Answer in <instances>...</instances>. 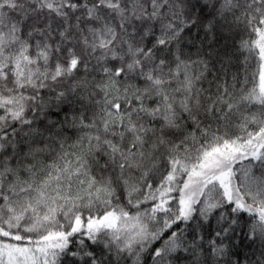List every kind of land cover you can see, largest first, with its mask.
Returning <instances> with one entry per match:
<instances>
[{
  "label": "snow or ice",
  "instance_id": "1",
  "mask_svg": "<svg viewBox=\"0 0 264 264\" xmlns=\"http://www.w3.org/2000/svg\"><path fill=\"white\" fill-rule=\"evenodd\" d=\"M0 264H264V0H0Z\"/></svg>",
  "mask_w": 264,
  "mask_h": 264
}]
</instances>
